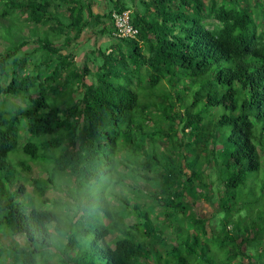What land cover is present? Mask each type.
I'll list each match as a JSON object with an SVG mask.
<instances>
[{"label":"trees","instance_id":"16d2710c","mask_svg":"<svg viewBox=\"0 0 264 264\" xmlns=\"http://www.w3.org/2000/svg\"><path fill=\"white\" fill-rule=\"evenodd\" d=\"M110 1L117 7L100 13L95 0H0V224L25 239L10 243L9 258L34 264L55 231L66 237L69 263L94 264L75 251L89 223L92 255L103 264H259L262 211L247 210L245 226L231 214L240 221L234 188L264 157L260 0H136L133 11ZM126 9L138 33L118 38L111 14ZM86 30L93 39L81 37ZM103 32L112 42L102 47L94 35ZM217 109L207 121L204 113ZM32 164L45 176L25 177ZM210 170L227 173L218 201ZM191 187L225 212L223 227L208 222L212 211L201 215ZM47 190L63 192L76 211L65 218L37 206L49 201ZM111 233L112 245L98 244Z\"/></svg>","mask_w":264,"mask_h":264},{"label":"rangeland","instance_id":"374dc122","mask_svg":"<svg viewBox=\"0 0 264 264\" xmlns=\"http://www.w3.org/2000/svg\"><path fill=\"white\" fill-rule=\"evenodd\" d=\"M97 1V4L100 3V1ZM121 2H124V4H126V6L133 11L136 7H135V3L136 0H121ZM261 3H259V8L258 10L260 11V13H262V16H264V0H260ZM107 8H112L114 7V3L111 2L110 0H106L105 2ZM136 5L139 6V3H137ZM140 7V6H139ZM1 11V9H0ZM132 13V12H131ZM18 16V22H20L25 28V30L27 31L28 27H30L31 25L28 24L25 20V17H23L22 15H20L19 13H17ZM7 19L11 18V17H6ZM264 18V17H263ZM6 19V20H7ZM12 19V18H11ZM92 25V23H91ZM91 25L89 27H91ZM262 26L264 27V20L262 22ZM3 27L0 24V28ZM92 32V31H91ZM87 31L85 33H83V35L81 37H89L92 36V33ZM97 39H98V43L100 45L106 46L108 44H110L112 42L111 38L108 35V32H103L102 34H96L94 35ZM93 39V36H92ZM92 45L94 44V41L92 42H88L83 43L81 48H78V52L81 53L82 50H84V45L88 46V45ZM0 48H2V46H0ZM84 48V49H83ZM18 53H22V51L18 50ZM11 98L13 101L18 102L19 98L18 97H9ZM1 100V99H0ZM5 102V103H4ZM4 104H6L7 102V98H4ZM0 104H2V102H0ZM8 104V103H7ZM202 108V105H201ZM217 112V113H215ZM221 112V109H217V110H210L209 113L205 112V118L207 121H210V119H213L216 115H219V113ZM210 124V123H208ZM226 131L228 132V127H225ZM223 129H219L218 132L219 133H223ZM24 137H26L24 135ZM220 141V140H219ZM221 142V141H220ZM21 144V142H20ZM210 168V167H209ZM24 176L29 178V177H38V176H45V171L41 169V166L39 164H32V169L30 172H24ZM207 183H209L212 187V194H214V196L216 197V201H218L217 197L219 194V189H220V182L225 178V176H227V173L225 174H220L218 171H214V170H210V173L207 174ZM129 182L132 183L133 185H137V187H140L143 191L150 193L153 192V188L152 186H150L149 184H145V183H141V182H133V180L129 179ZM25 185V191L29 194H32V186L27 183V182H23ZM111 184V183H110ZM108 185V189L109 186ZM264 185V157H261V167L260 170H258L257 172H249L246 175V178L244 180L243 183L239 184L236 188H234V195H235V200H233V202H238L240 205H242V208L239 210L240 215L242 216L240 221L239 219H235L237 218V212H234L231 214V218L233 221V225H240V226H245L244 221H245V217L248 218V220L246 221V223L249 222V215H252V211L255 210V213L258 212V209L262 211L261 214L264 215V191L261 189V186ZM100 186H104V179L101 180L100 182ZM187 191L189 193H194L196 192L195 196L197 197L196 200L197 201H201L200 198H198V192L200 191L198 188L195 187V191H194V187L191 188H187ZM210 193V192H209ZM20 196L24 195V192L19 193ZM63 197H65L63 192H60L58 190H47L46 195L44 198L48 199L49 201L46 202L45 204H41L38 203L37 206H42L44 208H51L53 209L55 212H57L58 214H60L61 216L64 215L65 218H68L67 215H72V211L75 212L76 211V205H69L67 202H65L63 199ZM57 199V200H54ZM215 201V203H217ZM212 202V201H210ZM215 203L213 204V206H215ZM204 204V201H201V205ZM256 204V205H254ZM254 205V206H253ZM206 207H209L205 210H207L208 212H204L205 215L209 214L212 211L211 206L207 205ZM252 207V211L251 208ZM263 209V210H262ZM211 210V211H210ZM247 210H250L249 215L247 214ZM61 211L65 214H62ZM214 211V213H212ZM210 215L208 216V222L212 225V226H217L219 227H223V218L225 217V212L223 211H216L213 210ZM3 215V211L0 210V218ZM93 215H96L95 212H93ZM97 216V215H96ZM95 216V217H96ZM86 219V217L84 218ZM134 219V218H133ZM93 219L90 218L89 221H92ZM104 220V218H103ZM102 220V221H103ZM94 222V220H93ZM98 222H100L98 220ZM257 222V226L261 225V230L262 229V224L261 222L256 219ZM86 226L90 227V233L83 237L82 240L79 243V248H76V252L77 255H80L84 252H86V258L88 259L89 262H93L94 264H103L104 260L103 259H99L97 257V255H92L93 253V245H92V240L94 238L95 235V229L94 231H92V228L94 226H91V224L89 223H84ZM95 228V227H94ZM51 229V228H50ZM53 230V229H52ZM51 230V231H52ZM7 232V233H6ZM255 232V231H254ZM261 234H264V231H261ZM252 235H250L249 240L247 241V248L249 250H253L256 249L260 246V244H258L256 242V239L252 238ZM10 234L9 231L7 230V228L5 227V225L0 224V243L4 245V247L6 248L5 253H3L0 256V264H21L20 259L19 261L16 260L17 257L14 256V258L12 257V259L9 258V249L8 246L10 245V243L15 242V243H19V244H25V239L22 235H16L14 236L13 239L10 238ZM52 236H53V246L46 248V249H42L38 254L34 255V264H71L68 261V257L70 255V253L66 254L64 252V243H65V239L66 237L63 234H59L57 232H52ZM117 236L116 233H111L108 236H106L104 238V240H100L98 241V244L106 247L108 245H112V241L114 239V237ZM261 239V238H258ZM263 241V246H264V239H262ZM158 248H163V246H161V244H157ZM67 255V256H65ZM67 257V258H66ZM14 262H13V261Z\"/></svg>","mask_w":264,"mask_h":264},{"label":"built area","instance_id":"2783aa9c","mask_svg":"<svg viewBox=\"0 0 264 264\" xmlns=\"http://www.w3.org/2000/svg\"><path fill=\"white\" fill-rule=\"evenodd\" d=\"M113 24L112 34L118 38L135 37L138 33L137 28L130 20V11L128 9L121 12L113 11L111 14Z\"/></svg>","mask_w":264,"mask_h":264},{"label":"crops","instance_id":"0c3cea01","mask_svg":"<svg viewBox=\"0 0 264 264\" xmlns=\"http://www.w3.org/2000/svg\"><path fill=\"white\" fill-rule=\"evenodd\" d=\"M98 1H100V3L99 4H95L93 7H94V9L95 10H97V11H95V12H100V13H103L104 11H107L109 8H107V6H106V4H105V2H106V0H98ZM114 7H117L116 5H114ZM113 7V8H114ZM105 25L108 27V28H110L111 29V26H112V24H111V22H110V20L109 19H106L105 20ZM86 32H87V30H86ZM207 205L206 204H202V205H200L199 206V210H200V212L202 213L201 215H204L205 213V211L206 212H208L207 210H205V209H207V208H209V207H206ZM209 206V205H208ZM211 211V210H210ZM162 253H164V248H158ZM243 249H245V248H243ZM258 250H260V249H258ZM252 253H253V255H254V259L255 258H257V250L256 249H253L252 250ZM263 255V257H262V259H261V262H258L259 264H264V252L262 253ZM247 262V260L245 261L244 260V262L243 263H240V264H245ZM254 263H256L255 261H254ZM236 264H239V262H237Z\"/></svg>","mask_w":264,"mask_h":264}]
</instances>
